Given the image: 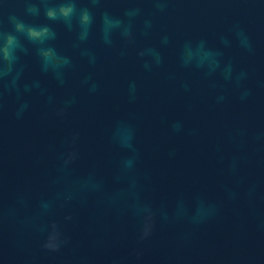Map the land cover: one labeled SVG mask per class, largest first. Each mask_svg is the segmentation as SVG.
Masks as SVG:
<instances>
[{
	"label": "water",
	"instance_id": "95a60500",
	"mask_svg": "<svg viewBox=\"0 0 264 264\" xmlns=\"http://www.w3.org/2000/svg\"><path fill=\"white\" fill-rule=\"evenodd\" d=\"M0 264H264V0H0Z\"/></svg>",
	"mask_w": 264,
	"mask_h": 264
}]
</instances>
